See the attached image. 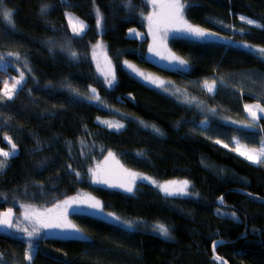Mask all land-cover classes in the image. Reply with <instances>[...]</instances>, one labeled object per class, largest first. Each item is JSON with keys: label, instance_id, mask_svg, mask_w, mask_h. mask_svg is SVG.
<instances>
[{"label": "trees", "instance_id": "trees-1", "mask_svg": "<svg viewBox=\"0 0 264 264\" xmlns=\"http://www.w3.org/2000/svg\"><path fill=\"white\" fill-rule=\"evenodd\" d=\"M181 1L189 23L228 40H170L169 50L187 61L186 72L145 58L148 0H2L0 56L19 54L18 67L26 66L28 74L8 100L2 95L4 81L11 85L23 70L0 68V149H11L5 136L17 145L0 171V213L11 209L18 222L23 207L45 209L89 195L122 222L164 225L170 238L74 214L70 221L84 239H39L29 262L27 242L0 233V264H221L211 253L218 238L226 244L215 255L228 264H264V167L235 154L223 136L230 133L251 148L264 140V121L258 132L225 124L250 122L243 109L246 84L234 80L249 74L264 77V54L256 51L264 47V0ZM3 10L13 13L12 24L3 18ZM66 14L87 26L81 35L72 33ZM130 30L141 34L140 40L130 36ZM93 55L111 62L115 74L111 87L98 72ZM124 61L167 81L201 105L208 113V137L196 132L203 116L195 106L176 108L174 100L126 72ZM204 80L216 82L213 95L191 85ZM104 121L123 127L116 131ZM108 153L125 170L159 182L187 180L189 194L168 198L141 183L130 193L101 187L93 182L92 171ZM220 198L230 210L220 208Z\"/></svg>", "mask_w": 264, "mask_h": 264}, {"label": "rangeland", "instance_id": "rangeland-1", "mask_svg": "<svg viewBox=\"0 0 264 264\" xmlns=\"http://www.w3.org/2000/svg\"><path fill=\"white\" fill-rule=\"evenodd\" d=\"M157 2L158 3H166L167 0H157ZM148 4H149V10H148V13L144 16V21H145V25H146L145 26L146 27V30H145L146 36L148 39L145 58L149 61L159 62L162 66H164L165 68L172 70V71L178 70V71L186 72L188 70L187 64L186 65H180L177 62H175L174 60H171L172 56H175V57H177V56L175 54H173V52H171L168 48V42L170 41V39L171 40L172 39H183V40L196 41V42H216V43L221 42V39H223V37L218 35V34H215L214 36H207V37H204L201 39V38L192 37L191 35H188L185 33H178V32H174V31H169L167 34V38H164V30H163V28H161L160 32L156 34V38L154 40L153 34L150 31L149 21H148V19H146V17L152 15L154 12H159L161 10L159 8H155L153 6L151 0H148ZM69 15H71V14H66V19L68 22L67 24H69ZM72 17H74V16H72ZM184 17H185V14H184ZM252 26H255V25H252ZM69 27L71 28L70 24H69ZM71 31H72V28H71ZM206 31H208V30H206ZM208 32H210V31H208ZM72 33H73V31H72ZM211 33H213V32H211ZM129 35L132 36L133 38H137L139 40L142 37L141 34H139L136 31L133 32L132 30L129 31ZM150 48L153 49V51H150ZM253 51H255V50H253ZM161 57H165V58L162 59ZM19 62H20V59L17 60L15 58V55H13V56L6 55L5 60L3 62H0V68L3 69L6 67H11L12 69L18 70V71H19V69H21L23 71H20V72H24V74H28V68L26 66L20 65L18 67ZM93 62L96 63V67L99 65L100 70H107V68H108V59L106 57H103V59L101 61V60H98L93 55ZM127 62H128V64H125V61L123 63H121L126 72H128L131 76H133L137 81L141 82V84H144L145 86L157 91L158 93L165 95L170 100H174L173 106H175L176 108L181 109L182 107H189L192 109L193 106H195L196 107L195 110L199 111L201 113V115L203 116V119L197 123L198 128H196L197 129L196 132L198 134L205 136V137H208V135H209L208 132L210 131V124L208 122V113L203 111V107L201 105L196 103V101H194V100H190L185 95L184 91L179 90V89L171 86L167 81H165V80H163V79H161V78H159L153 74L145 73L141 69H139L135 64H133L129 61H127ZM128 65H132L133 67L130 68ZM97 70H98V67H97ZM100 70H98V72L101 74ZM20 72H19V74H20ZM139 73H144L146 76H151L154 79H156L158 82H162V83L160 84V86H157L156 84H153V83L149 82L148 80L144 79V77L139 75ZM19 74L17 77H14V78L18 79ZM204 81H197V82L192 83L191 85L192 86H199L201 89L205 90L208 94L213 95L217 90L216 82H215V90L213 92L209 93L203 86ZM208 82L212 83L213 81H208ZM242 82H244L246 84V88H247V91L242 93L243 99L246 100V102H247L243 106L244 111L246 110L245 105L260 104L261 107H264V77L258 76L256 74H249V75H245L243 78H238L237 80L236 79L234 80V83L237 85H241ZM21 85L18 86V89L21 87ZM9 86H11V85H9ZM92 94L95 96L94 93H92ZM186 101H188V102H186ZM253 110L257 111V116L259 117V119L253 120L252 117L249 115V112L246 110L247 118L250 122H248L247 124L246 123L245 124L234 123V126L238 125L237 127L247 129L248 128L247 125L252 124V125H254V128H251L248 131L258 132L259 131L258 125L262 121H264V113H260L256 109H253ZM105 122H107V123H105ZM109 123L119 124V123L112 122V121H104L102 124L104 126H106L107 128H110V129L113 128V130H116V131L122 129V127H109ZM227 123L231 124L232 122H225L226 125H227ZM223 136H226L225 138H227L229 140L231 150L238 155H240V154L236 149L239 145H244V146H246V148H251L247 144L242 143L240 141L239 137H231L230 133L229 134L228 133L223 134ZM245 139L250 140V137L246 136ZM237 141L239 142V144H237ZM216 144H219L220 146L225 147L224 146L225 144L221 141H220V143H216ZM172 146L176 150H178L179 152H181V153L185 154L186 156L190 157L191 159L197 161L196 156H194L192 153L185 151L183 148L179 147L178 145L176 146L175 144H172ZM260 146H261V141L259 142L258 147H256V148L259 149ZM225 148H229V147H225ZM241 150H244V149H241ZM240 156H242V155H240ZM242 157H244V156H242ZM4 159H5L4 157H0V160H4ZM117 159L118 158L114 154L109 156V153H108L105 156V158L103 159V161H101L99 163V165L95 168V170H97L99 172L100 179L107 180L109 183H96V184H99L101 187H104V188H117L121 191L128 192L123 187L110 186V185H116V184H120V183H127L128 181H130L132 179L127 174V172H132V171L127 170V172H126L124 167L120 164L119 160H117ZM248 161H250V160H248ZM252 164H254V163H252ZM254 165L264 167V165H260V164H254ZM1 170L2 169H0V171ZM132 173L138 174L137 178L134 181L133 189L136 186V184L141 183V184H147V185H150L152 187L157 188V190H159V192L163 196H166L168 198L169 197H186L187 196V195H172V196L166 195L163 191H161V189L157 185L166 184L168 182H159V181H157V180H155V179H153L147 175L137 173L136 171L132 172ZM140 177H148L149 179L145 180V179H142ZM92 179H93V175H92ZM152 181H155L156 183L154 184V183H152ZM187 191H188V189H187ZM128 193H130V192H128ZM85 196H87V197H85ZM89 197H92V196L81 195L79 197H76V199L78 201H86ZM70 199H72V198H70ZM67 200H69V199H67ZM64 201L58 202L54 206H51V207L45 208V209L42 207H41V209L36 208V207H23V208H21V210L25 216L26 210L29 212L31 210H35L36 212L47 213L49 209H54L55 212H53L51 214L56 215L58 212L63 211V208L57 209L56 206L62 205ZM8 211H11V213H12V219H13L14 224L18 223L20 228H28L29 231L31 230L32 223L29 220H26L24 218V216L22 217V220H21V218H19L18 222H17V220L15 218L16 215H15L14 211L11 209L2 211L0 213V216H2L3 213L8 212ZM105 213H107V212H105ZM74 214H85V215H88L90 217L96 218L98 220L110 223L112 225L121 226L127 231H143V232L153 233L156 235H160L161 237H164L158 231H154V228L156 227V225H148V224L140 222V221H138V222L133 221V222H130L133 225V227L129 228L127 226L129 222L125 223V222H122L120 219L114 220V219H112V217L103 215L99 212H96L93 209L88 208L83 203L73 204L72 207L68 208V216H67L68 221H70V216L74 215ZM0 233L1 234H12L13 236L20 237L21 239H24L27 242V244L31 243L33 245V248L35 247L36 242L39 239H45L44 237H46V238H53L54 237L56 239H62V240L84 239V235L81 232L76 233V232H72V231H61L60 229H40L39 235L34 236L33 238H31V240L27 236V233L22 232V231H17L15 229V227L9 229V228H5V227L0 226ZM33 248H32V254L34 251Z\"/></svg>", "mask_w": 264, "mask_h": 264}, {"label": "snow or ice", "instance_id": "snow-or-ice-1", "mask_svg": "<svg viewBox=\"0 0 264 264\" xmlns=\"http://www.w3.org/2000/svg\"><path fill=\"white\" fill-rule=\"evenodd\" d=\"M153 6L155 8H159L161 11L154 12L152 15L146 17L149 21V27L150 31L153 34V38L155 40L156 34L160 32L161 28L164 30V38H167V34L169 31H174L178 33H185L188 35H191L195 38H204L207 36H214L215 33H211L206 31L205 29L195 26L191 23H189L185 17H184V9L185 4L181 2V0H167L166 3H158L157 0H151ZM0 4H2V0H0ZM42 12L46 11L45 9H41ZM97 13V24L99 26L100 24V12L99 9H96ZM3 18L8 21L9 24L13 23V13L10 10H3ZM241 21L244 23H247L249 25H255L257 27H262V25H259L256 23V21L248 19L246 17H240ZM69 24L72 28V31L75 35H81L85 29L86 25L83 23V21L78 20L75 17H72L69 15ZM133 32L135 30H132ZM96 47H100V45H96ZM246 48H251V45H244ZM150 51H153V49L150 48ZM257 52L260 54H264V47L257 48ZM8 56L15 55V58L17 60L20 59L19 54H13L11 52L7 53ZM71 55L73 57H76V53L72 52ZM95 55V53H94ZM164 59L165 57H161ZM5 60L4 56H0V62H3ZM171 60H174L180 65H186L187 61L172 56ZM125 64H128L127 61H125ZM130 68L133 67L132 65H128ZM98 70L99 65L97 66ZM101 74L105 77L106 83H108L109 87L112 86V83L115 80V74L111 70V62L108 61V68L107 70H100ZM139 75L143 76L144 79L148 80L149 82L156 84L157 86H160L162 82H158L156 79H154L151 76H146L144 73H139ZM25 79L24 72H20L19 78H13V83L11 86H9L8 81H4V89L2 92V95L7 98L8 100H12L13 96L17 92L18 86L22 84V82ZM204 88L209 92H213L215 90V81L212 83H209L207 80L203 82ZM92 93L96 92L95 88L91 89ZM98 99V97H95ZM188 102V101H186ZM246 110L249 112V115L252 117L253 120L259 119L257 116V111H254L253 109L258 110L260 113H264V107H261L260 104L255 105H245ZM107 123V122H105ZM109 127H123L122 124H111L109 123ZM247 127H254V125L249 124ZM154 131L159 132V129H155ZM5 140H7L8 144L11 145V149L9 151H4L3 149H0V157H4V160H0V169H3L5 166L6 160L15 154V151L17 150V145L13 143L12 139L8 136L4 137ZM216 143H220L219 140L215 141ZM237 144L239 142L237 141ZM225 147H228V145H224ZM244 149V150H241ZM240 155L244 156L246 159L250 160L254 164H260L264 165V140L261 141V146L259 149L257 148H246L244 145H239L236 149ZM112 154L109 153V156ZM127 172V170H125ZM128 176H130L132 179L128 181L127 183H120L116 185H110V186H117V187H123L126 191L131 192L133 190V184L135 179L137 178L138 174L127 172ZM93 175V182L94 183H109L107 180H102L99 177V172L97 170L92 171ZM77 176L79 174L77 173ZM142 179L148 180V177H140ZM152 183H156L155 181H152ZM161 191H163L166 195L172 196V195H188L187 189L189 188V182L187 180L184 181H170L166 184H159L157 185ZM222 202V198H221ZM85 204L88 208L95 210L96 212H99L103 215L112 217L114 220H118V217H115L112 213L107 212L105 213L104 207L101 204L100 201L95 200L93 197H89L86 201H78L76 198H72L69 200H65L62 205H57L56 208L60 209L63 208L62 212H58L56 215H52L51 213L55 212L54 209H49L47 213H41L36 212L35 210H31L30 212L26 210L24 218L26 220H29L32 223V228L29 231L28 228H20L18 223L14 224L12 219V213L11 211L5 212L0 216V226L5 228H14L17 231H22L27 233V236L31 240L36 235H39L40 229H60L61 231H72L79 233L81 232V229L78 228L76 225L72 224L70 221H68V208L72 207L73 204ZM234 215V214H233ZM129 228L133 227V225L129 222L127 225ZM154 231H158L161 235H163L166 238H170V230L165 227L164 225H156L154 228ZM216 245H213V248H215ZM32 248L33 245L31 243L28 244V251L25 253V259L29 262L32 261ZM216 260H221V257L216 256Z\"/></svg>", "mask_w": 264, "mask_h": 264}, {"label": "water", "instance_id": "water-1", "mask_svg": "<svg viewBox=\"0 0 264 264\" xmlns=\"http://www.w3.org/2000/svg\"><path fill=\"white\" fill-rule=\"evenodd\" d=\"M235 192L240 193V194L244 195L245 197L257 199V197H254V196H252V195H250V194H248L247 192H244V191L236 190ZM219 206H220V208H224L226 210H230L231 209V208H226V207L223 206V204L221 202V198L219 199ZM225 244H226V242L223 241V240H215V241H213V243L211 245V253H212V255L214 257H216L215 250L218 249L219 247L225 245ZM213 245H216V247L213 248ZM220 261H221L222 264H228V262L227 261H224V259H222V258H221Z\"/></svg>", "mask_w": 264, "mask_h": 264}, {"label": "crops", "instance_id": "crops-1", "mask_svg": "<svg viewBox=\"0 0 264 264\" xmlns=\"http://www.w3.org/2000/svg\"><path fill=\"white\" fill-rule=\"evenodd\" d=\"M221 41L222 42H224V43H228V40H224V39H221ZM241 47H244V46H241ZM246 48V47H245ZM245 112V114H246V110L244 111ZM246 116H247V114H246ZM234 123H237V124H245V123H238V122H232L231 123V125H233L234 126ZM247 124V123H246ZM236 125V124H235ZM238 126V125H237ZM237 126H234L235 128H239V129H241V130H245V131H248V130H250L251 128H254V127H248L247 129H243V128H240V127H237ZM236 154V153H235ZM238 155V154H237ZM239 157H241L242 159H244V160H246L247 162H249V163H251L252 164V162H250V161H248L246 158H244V157H242V156H240V155H238ZM254 165V164H253ZM255 166H257V165H255ZM226 208H230V207H226ZM221 262V261H220ZM222 264V263H221Z\"/></svg>", "mask_w": 264, "mask_h": 264}, {"label": "bare ground", "instance_id": "bare-ground-1", "mask_svg": "<svg viewBox=\"0 0 264 264\" xmlns=\"http://www.w3.org/2000/svg\"><path fill=\"white\" fill-rule=\"evenodd\" d=\"M171 40V39H170ZM225 40V39H224ZM222 42V41H221ZM224 43V42H223ZM244 46V45H243ZM216 240H223V239H221V238H218V239H216ZM224 241V240H223Z\"/></svg>", "mask_w": 264, "mask_h": 264}]
</instances>
